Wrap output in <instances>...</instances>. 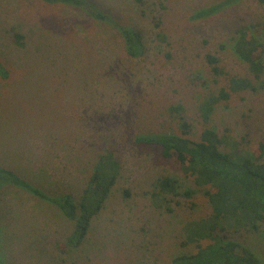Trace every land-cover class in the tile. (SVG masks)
I'll list each match as a JSON object with an SVG mask.
<instances>
[{
	"label": "rangeland",
	"instance_id": "rangeland-1",
	"mask_svg": "<svg viewBox=\"0 0 264 264\" xmlns=\"http://www.w3.org/2000/svg\"><path fill=\"white\" fill-rule=\"evenodd\" d=\"M114 24L73 4L0 0V165L51 196L76 201L99 157L112 152L121 171L85 240L64 246L75 221L53 202L11 185L0 196V253L4 264H173L195 253L185 224L213 207L162 146L137 141L146 134L189 137L206 126L247 150L264 138V85L234 49L238 30L261 36L260 0H88ZM214 8L209 14L202 10ZM119 26L139 30L145 45L131 56ZM209 55L219 59L216 73ZM248 77L256 89L232 92L216 103L207 123L204 100ZM225 152L232 151L226 143ZM179 180L178 193L159 180ZM194 190L193 197L184 195ZM230 238L254 250L264 264V220L231 225ZM209 240H205L204 244Z\"/></svg>",
	"mask_w": 264,
	"mask_h": 264
},
{
	"label": "trees",
	"instance_id": "trees-1",
	"mask_svg": "<svg viewBox=\"0 0 264 264\" xmlns=\"http://www.w3.org/2000/svg\"><path fill=\"white\" fill-rule=\"evenodd\" d=\"M43 1L76 5L118 27L108 15L95 10L88 0ZM213 9L202 10L199 15L209 14ZM119 29L125 39L127 52L133 57L141 56L145 51L141 32L131 27L119 26ZM234 49L237 55L249 64L254 78L261 80L263 86L264 25L261 36L255 33L253 25H243L238 30ZM209 60L213 70L220 73L217 65L219 59L209 55ZM0 73L4 76L7 74L1 63ZM256 88L248 77H231L228 89L222 88L217 94L204 100L201 105L204 122H208L215 104L228 99L232 92ZM172 110L182 120V134H146L138 136L136 140L161 145L162 154L167 158L176 156L184 173L193 177L197 187L204 188V194L213 207V212L208 217L186 222V242L196 243L198 249L195 253L176 257L173 264H263L254 250L230 238L227 230L234 224L256 228L258 223L264 220V138L257 141L252 148L243 151L239 149V142L220 136L215 129L206 126L199 139L193 140L188 136L190 124L183 116V107L173 106ZM223 143L230 145L232 151H223L220 148ZM120 171V162L112 152L102 154L78 202L70 193L58 197L51 196L15 170L0 165V196L3 187L11 185L56 204L65 217L75 221L66 244L60 246L76 248L87 237L92 220L102 210ZM159 186L160 191L154 195L159 197V203L163 205L167 202L163 193H178L179 180L165 176L160 178ZM193 193L194 190L191 189L184 191L188 198H192ZM167 208L170 209V206ZM205 240L209 242L204 244ZM0 264H4L1 253Z\"/></svg>",
	"mask_w": 264,
	"mask_h": 264
}]
</instances>
